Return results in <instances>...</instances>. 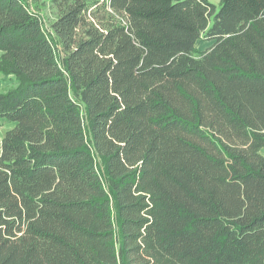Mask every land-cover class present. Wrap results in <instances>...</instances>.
<instances>
[{"label": "trees", "instance_id": "obj_1", "mask_svg": "<svg viewBox=\"0 0 264 264\" xmlns=\"http://www.w3.org/2000/svg\"><path fill=\"white\" fill-rule=\"evenodd\" d=\"M0 53V264H264V0H0Z\"/></svg>", "mask_w": 264, "mask_h": 264}, {"label": "rangeland", "instance_id": "obj_2", "mask_svg": "<svg viewBox=\"0 0 264 264\" xmlns=\"http://www.w3.org/2000/svg\"><path fill=\"white\" fill-rule=\"evenodd\" d=\"M219 1L220 0H209V2L211 4H213L217 10L219 9ZM39 7H40V15L44 21L45 26L47 27L49 22L53 19V15L50 12V9L47 8V6L45 7V6L39 5ZM208 45H209V43H207V42L198 41L196 44V48L198 50H201ZM0 56H1V53H0ZM14 80H15V77L13 75L4 76V75L0 74V91L4 90L8 86L12 85L14 83ZM11 127H12L11 125H5L3 127H0V140H1L4 132Z\"/></svg>", "mask_w": 264, "mask_h": 264}]
</instances>
